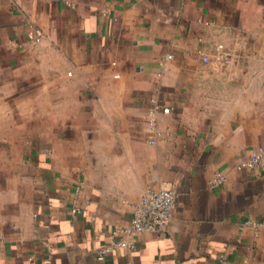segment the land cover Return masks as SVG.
Segmentation results:
<instances>
[{
	"label": "crops",
	"instance_id": "0c3cea01",
	"mask_svg": "<svg viewBox=\"0 0 264 264\" xmlns=\"http://www.w3.org/2000/svg\"><path fill=\"white\" fill-rule=\"evenodd\" d=\"M258 148L264 0H0V264H264ZM148 188L168 226L99 260Z\"/></svg>",
	"mask_w": 264,
	"mask_h": 264
},
{
	"label": "built area",
	"instance_id": "2783aa9c",
	"mask_svg": "<svg viewBox=\"0 0 264 264\" xmlns=\"http://www.w3.org/2000/svg\"><path fill=\"white\" fill-rule=\"evenodd\" d=\"M46 1L56 2L59 0ZM198 21L204 22L201 19ZM204 23L207 24L208 22ZM27 35L31 42H38L43 37V33L33 24H30ZM162 111L165 114L169 113L167 108H163ZM148 125L154 127L155 123L151 120ZM149 143L154 145L155 140H150ZM238 165L248 170L263 167L264 150L258 148L252 151L249 156L240 158ZM176 197V190L172 188L146 189L139 201L133 206V214L129 224L125 228L119 230L122 237L120 239H111L107 242L105 246L99 250L97 258L102 260L105 255L119 250L133 252L136 249V241L134 239L136 236L143 233L163 232L171 221L176 204Z\"/></svg>",
	"mask_w": 264,
	"mask_h": 264
}]
</instances>
